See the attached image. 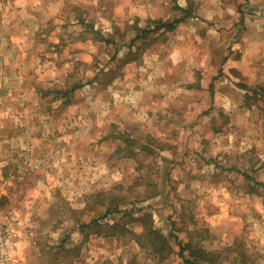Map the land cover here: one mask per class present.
Wrapping results in <instances>:
<instances>
[{
  "label": "rangeland",
  "instance_id": "374dc122",
  "mask_svg": "<svg viewBox=\"0 0 264 264\" xmlns=\"http://www.w3.org/2000/svg\"><path fill=\"white\" fill-rule=\"evenodd\" d=\"M263 91L264 0H0L3 264H264Z\"/></svg>",
  "mask_w": 264,
  "mask_h": 264
},
{
  "label": "trees",
  "instance_id": "16d2710c",
  "mask_svg": "<svg viewBox=\"0 0 264 264\" xmlns=\"http://www.w3.org/2000/svg\"><path fill=\"white\" fill-rule=\"evenodd\" d=\"M190 1V0H189ZM178 8L182 9L183 11H185V15L182 16V17H174L172 19H170L169 21H163V20H159L161 21L157 26H155L154 28H151V27H144V26H140V30L142 32H140L139 34H137L134 38L135 39H139L140 37H142L143 35H147L149 32L151 31H155V30H158V28H160L161 26L163 25H169V28L168 29H172L174 28V26L177 25L176 22H178L179 20L181 19H185L187 17H189L191 15V10L188 8V7H185V6H177ZM158 21V22H159ZM108 40V39H107ZM133 40V42H135ZM108 41H112L111 39H109ZM133 42H131L132 44H134ZM132 49L130 50V52L126 53L124 55L123 58V61H122V64H126L127 62H130L132 60H134L133 57H130L129 54L132 53ZM109 72H111L112 75H110L111 77L108 78L107 81H110L112 80L113 78H115V70L113 69H109V70H106L104 71V73L108 74ZM237 84L243 88H249L251 90H253V93L249 94V95H253L255 97H258V98H261L262 97V93H259L258 90L256 89L257 86H252V85H249L247 83H244V82H237ZM82 86V83H75L73 84L69 89H58L57 90V93L58 94H62V93H66L68 94L69 91H75L76 89H78L79 87ZM264 93V91H263ZM257 98V99H258ZM125 138V141H129V142H135V143H139L141 146H144L143 144H141L138 140L134 139V138H129V137H124ZM243 176L244 177H252L251 174H247V172H244L243 173ZM257 184H261V185H264V181H257ZM119 210H122V212L124 211L123 209L121 208H117V211ZM110 212L112 211V209L108 208L107 212ZM140 220L142 219L143 221H145V226H144V229L143 231H141L140 233L137 232V230L135 231L134 229L130 228L128 230L132 231V233L136 234L138 238H141L140 236H144V235H149L151 237V243L155 244L156 248L158 250H163V249H169V251H171L172 249V246H171V243H170V239H169V236L166 234H164L162 231H160V229L154 227L153 225L151 226V224H149V218H152V213L148 212V211H143V213L141 214V216L139 217ZM93 222V220L91 221ZM90 222V223H91ZM95 222L98 223V221L95 220ZM90 223L86 224V225H90ZM172 223H176V220H172ZM172 234L175 236L176 240L179 242V244L181 245V254H183V251L185 249H191L192 247V240L189 238L187 239L186 241H183L180 239L179 235L176 234L175 232H172ZM179 239V240H178ZM192 255L195 256L194 258H186L185 257V260L186 262H190L192 264H199L201 263L203 260L202 259H209V256L211 255V260H215V261H218L217 257H215V255H218L217 253H214L212 252L211 250L207 249L203 244H195V248H192ZM219 256V255H218ZM202 260V261H201ZM211 261V262H212ZM136 264H140V263H137L135 262Z\"/></svg>",
  "mask_w": 264,
  "mask_h": 264
},
{
  "label": "built area",
  "instance_id": "2783aa9c",
  "mask_svg": "<svg viewBox=\"0 0 264 264\" xmlns=\"http://www.w3.org/2000/svg\"><path fill=\"white\" fill-rule=\"evenodd\" d=\"M11 229L9 224L0 221V264H3L7 258L9 259L7 251L12 236Z\"/></svg>",
  "mask_w": 264,
  "mask_h": 264
},
{
  "label": "crops",
  "instance_id": "0c3cea01",
  "mask_svg": "<svg viewBox=\"0 0 264 264\" xmlns=\"http://www.w3.org/2000/svg\"><path fill=\"white\" fill-rule=\"evenodd\" d=\"M199 13V12H198Z\"/></svg>",
  "mask_w": 264,
  "mask_h": 264
}]
</instances>
